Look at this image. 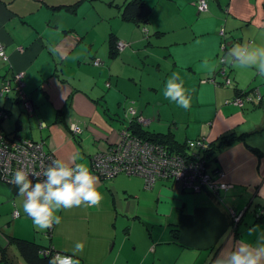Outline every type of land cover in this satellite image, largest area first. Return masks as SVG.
Returning <instances> with one entry per match:
<instances>
[{
    "label": "crops",
    "instance_id": "obj_1",
    "mask_svg": "<svg viewBox=\"0 0 264 264\" xmlns=\"http://www.w3.org/2000/svg\"><path fill=\"white\" fill-rule=\"evenodd\" d=\"M125 1L0 0L7 56L0 57V79L13 82L19 74L35 112H22L15 93L1 96L0 105H8L1 126L7 131L19 121L24 138L43 141L58 160L78 156L75 163L90 168L93 153L119 140L132 105L150 119L147 129L172 131L179 141L234 134L216 152L234 186L217 197L204 186L93 173L99 205L62 209L61 223L41 231L23 211L18 187L0 178V264L3 250L28 264L13 238L48 248L45 264L58 252L72 256L77 242L84 243L73 257L80 264H209L239 241L264 237V220L231 223L229 215V208L241 207L239 198L264 203V134L252 132L264 121V76L220 59L237 44L264 46V0H206L204 9L197 0H139L150 11L138 19L123 15ZM223 40L226 50L219 49ZM172 73L190 95L187 109L164 96ZM239 94L241 106L234 102ZM70 123L81 132L72 133Z\"/></svg>",
    "mask_w": 264,
    "mask_h": 264
},
{
    "label": "built area",
    "instance_id": "obj_2",
    "mask_svg": "<svg viewBox=\"0 0 264 264\" xmlns=\"http://www.w3.org/2000/svg\"><path fill=\"white\" fill-rule=\"evenodd\" d=\"M197 3L201 9L207 7L206 0H197ZM223 33L224 29L221 27L219 34L222 36ZM122 46V42H116L117 48ZM3 48V44H0V57L6 59ZM219 49L226 50L224 40L221 41ZM210 79L211 82L216 83L214 77ZM7 93L18 94L23 109L29 112L32 110V102L24 92L19 74L15 75L13 82L8 79L0 81V97ZM243 95L250 97L247 93ZM243 95L235 96L234 102L239 106L244 104ZM128 114L124 126L118 130L119 140L111 144L108 149L91 155L90 170L94 174L101 178H111L118 172H122L129 175H140L145 179L146 184H151L156 180L172 181L179 182L183 187L191 190L206 185L215 193L233 187L232 183L224 179L225 172L222 169L217 172L209 171L210 141L204 136L187 138L185 151L171 152L164 144L132 133L129 127L132 121L146 126L150 119L137 113L132 105L128 107ZM39 123L41 126L45 125L42 121ZM70 131L75 134L81 132V128L76 123H70ZM54 160L58 159L51 150L44 148L43 141L27 139L19 134L16 136L14 133L9 134V138L0 134V178L7 182H13L17 169L23 168L41 173ZM41 179H43L42 176ZM15 214H17L16 210ZM48 251V248L43 249L41 253Z\"/></svg>",
    "mask_w": 264,
    "mask_h": 264
},
{
    "label": "clouds",
    "instance_id": "obj_3",
    "mask_svg": "<svg viewBox=\"0 0 264 264\" xmlns=\"http://www.w3.org/2000/svg\"><path fill=\"white\" fill-rule=\"evenodd\" d=\"M221 63L255 68L259 75L264 76V46L234 45L226 56L221 57ZM164 96L185 109L190 107V95L186 94L178 73H172L166 81ZM77 159L80 157H73L71 163L54 160L41 173L23 168L15 172L13 183L19 189V196L24 197L23 211L32 218L37 230H47L54 224H60L62 218L56 213L62 209L97 206L103 199L97 189L99 178L86 163H75ZM83 249L84 243L77 242L72 256L58 252L49 264H80L73 257ZM214 264H264V237L255 244L239 241L221 250Z\"/></svg>",
    "mask_w": 264,
    "mask_h": 264
},
{
    "label": "trees",
    "instance_id": "obj_4",
    "mask_svg": "<svg viewBox=\"0 0 264 264\" xmlns=\"http://www.w3.org/2000/svg\"><path fill=\"white\" fill-rule=\"evenodd\" d=\"M149 7H150L149 5L143 3L142 1H139V0H127L123 4L122 11H123V15L127 16L128 18L138 19V18H144L148 15V13L150 11ZM14 95L17 98V100L19 101L20 96L18 94H14ZM4 96L11 99L10 93L3 94L2 97H4ZM13 101H15V100L13 99ZM6 106H8V105H3V104L0 105V111L2 112V113H0V134L5 136L6 138H9V134H13V133L16 136L19 134V135H21V137H23V131L18 129V128H20V125H21V123H19V121L17 123V127L9 129L7 131L4 130V128L1 126L3 119L7 115L6 110L8 108ZM21 106H22V104H21ZM32 106H33V103H32ZM21 111L25 112V113L27 112L28 115H32V116H33V114H35L34 106L30 112L27 111L25 108L22 109ZM129 127H130V131L132 133L134 132L136 134L142 135L145 138L152 139V141H157L160 144H164L165 146H167V148L171 152L181 153V152L185 151L186 139L183 141L177 140L174 137V134L172 131L154 132L151 129H147L144 125L136 123L134 121H132V123H130ZM252 132H261L264 134V121H263L261 127L253 130ZM248 133H251V132H248ZM233 136H234V134L231 133V134H228L227 136H222L216 142H213V141L209 142L211 144V145L209 144V148H208L209 149L208 153L210 152V157H208L209 168H210L209 171L210 172H217L218 170H220V167H219V164L217 161V155H216V152L219 149L218 143H220V144L221 143H229L233 139ZM202 186H204L209 192H211L214 196H217V197H219L220 193L222 192V191H218L217 193H215V192L211 191V189L208 186H206V185H202ZM184 188H186V187H184ZM187 189H189V188H187ZM241 196H243V195H241ZM257 198L255 199L256 202H257ZM258 201L260 203V206L258 207V209L256 206L255 210H251V212L253 213V217H251V218H253L254 221H263L264 220V203L260 199ZM233 209L235 210L236 216H238V214L240 212V207H236ZM242 217L238 221L248 222L245 220V214H243ZM233 222H234V219H233V217H231V223H233ZM12 240H14V241L16 240L21 252L26 257L28 264H45V262L50 258L49 256H51V254H52L49 251L46 253H41V250H43L44 248H43V245L41 246L39 244L40 242L32 241L31 239H26V238H13ZM1 256L4 259L5 264H17L16 262L12 261L7 256L6 251L3 250L1 252ZM209 264H214V263L210 262Z\"/></svg>",
    "mask_w": 264,
    "mask_h": 264
},
{
    "label": "rangeland",
    "instance_id": "obj_5",
    "mask_svg": "<svg viewBox=\"0 0 264 264\" xmlns=\"http://www.w3.org/2000/svg\"><path fill=\"white\" fill-rule=\"evenodd\" d=\"M148 66V65H147ZM146 81L148 82H154L155 81V78H152V77H145ZM157 81V80H156ZM158 82V81H157ZM16 105V104H15ZM15 108V107H14ZM24 116V115H23ZM26 117V116H25ZM22 130V129H20ZM24 132V130H22ZM228 182V181H226ZM230 183V182H229ZM234 186V185H233ZM228 190V189H227ZM226 191V190H225ZM238 201L241 203V207L240 208H243L246 203H247V199L241 201V199L239 198ZM229 215L230 217H233L234 219V222L233 223H237V219H236V214H235V210L233 208H229ZM249 217H253V213L251 212V210L249 209L246 213H245V218H249ZM210 262H213L212 259L210 260ZM214 263V262H213Z\"/></svg>",
    "mask_w": 264,
    "mask_h": 264
},
{
    "label": "water",
    "instance_id": "obj_6",
    "mask_svg": "<svg viewBox=\"0 0 264 264\" xmlns=\"http://www.w3.org/2000/svg\"><path fill=\"white\" fill-rule=\"evenodd\" d=\"M252 90H253V88H252ZM257 96H258V98H260L259 93L257 94ZM3 128H5L4 125H3ZM258 200L259 199L257 198V202H256L255 200L253 201L252 199H248L246 205L240 209V212H239L238 216L236 217L237 221L242 217V215L245 213V211H247L249 208H250V210H255V208L257 206V209H258V207L260 206V203Z\"/></svg>",
    "mask_w": 264,
    "mask_h": 264
},
{
    "label": "flooded vegetation",
    "instance_id": "obj_7",
    "mask_svg": "<svg viewBox=\"0 0 264 264\" xmlns=\"http://www.w3.org/2000/svg\"><path fill=\"white\" fill-rule=\"evenodd\" d=\"M0 81H1V79H0Z\"/></svg>",
    "mask_w": 264,
    "mask_h": 264
}]
</instances>
